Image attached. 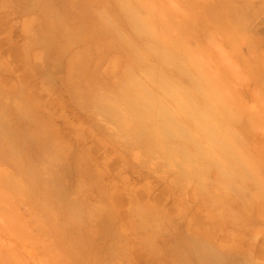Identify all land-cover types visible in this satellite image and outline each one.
Here are the masks:
<instances>
[{"label": "rangeland", "instance_id": "1", "mask_svg": "<svg viewBox=\"0 0 264 264\" xmlns=\"http://www.w3.org/2000/svg\"><path fill=\"white\" fill-rule=\"evenodd\" d=\"M122 1L0 0V264H264V0Z\"/></svg>", "mask_w": 264, "mask_h": 264}, {"label": "bare ground", "instance_id": "2", "mask_svg": "<svg viewBox=\"0 0 264 264\" xmlns=\"http://www.w3.org/2000/svg\"><path fill=\"white\" fill-rule=\"evenodd\" d=\"M127 2H129L128 0H126ZM136 1V0H135ZM142 1V0H141ZM146 1V0H145ZM122 2H125L122 1ZM121 2V6L124 4H122ZM140 2V0H139ZM135 5H136V2H134ZM143 3V2H141ZM120 4V3H119ZM126 4V3H125ZM124 4V5H125ZM137 6V5H136ZM123 7H126L123 6ZM128 7V6H127ZM126 7V8H127ZM132 7V5H131ZM131 7L129 8V12L132 11V12H136L135 8H132L131 10ZM139 8V6H137ZM143 7H145L143 5ZM125 9V8H124ZM134 9V10H133ZM145 9H147L148 11V15L151 16L152 14V10H151V6H146ZM142 11V10H141ZM143 12V11H142ZM135 14V13H133ZM143 16V15H142ZM147 17V15H146ZM145 17V18H146ZM148 18H146V20H148ZM145 20V21H146ZM144 21V22H145ZM149 22V21H148ZM146 23V22H145ZM149 24V23H148ZM147 24V26H148ZM169 29V28H168ZM169 34L171 35V30L169 29L168 30ZM172 42L175 44L174 48L176 49V51L186 60H188L187 62L189 63L188 64V68L192 69L193 70V75H194V79H193V82H194V87H195V91H199L201 94H203L204 96V103H205V106L206 104H208V107L210 106V108H214L216 107V105H218L219 103L220 104H225L223 103L221 100H219L217 94L218 92L216 93V85L215 87H213L214 84H212V82L210 81L211 79H208V77H205V75L201 72V68H200V63H199V60H198V56L196 57V54H190L187 52L186 49H184V46L179 43L177 40H172ZM178 43V44H177ZM143 47L145 48L144 44H143ZM142 48V47H141ZM148 52V50H147ZM184 53V54H183ZM163 60V59H162ZM190 75V74H189ZM193 77V76H192ZM150 78V77H149ZM197 87V88H196ZM163 90V88H162ZM115 93L117 95V99L118 101H121L124 103V105L128 108H126L128 110V112H130V115H132V118L131 119L130 117H128L129 115H126L128 118H130L133 123L135 122V125H136V129H140V131L142 130L144 133H145V137H148L149 140H153V138L157 141V143H159L160 145L163 144L165 146V140H166V137L169 136V134H171V130L169 129V126L166 124L165 122V112L164 110H162L158 104L156 103H153L149 98H148V93L145 92L143 90V88H140V85H137L135 83V80L131 77V76H126L124 82L122 83H119L116 90H115ZM164 93V92H163ZM165 95V94H164ZM172 96H170L171 98ZM185 97L183 96L182 93H180L179 95H176V97H172V101H174V103L176 104V108L177 109H181V106L183 103H186L188 104V106L194 108L195 110H198V106H196V104H194L193 102H190L188 99H184ZM188 100V101H187ZM136 101L139 102V104L136 103ZM219 102V103H218ZM135 104V106H134ZM142 108V109H141ZM140 109V110H139ZM126 112V111H125ZM124 119V118H123ZM126 119V118H125ZM120 120V119H119ZM130 120V121H131ZM118 121V120H117ZM121 121V120H120ZM126 120H124L125 122ZM129 121V120H128ZM127 121V123H128ZM129 121V122H130ZM122 122H119L121 123L122 125ZM126 123V124H127ZM44 125V124H43ZM125 125V124H124ZM134 125V124H133ZM134 125V126H135ZM127 126V125H126ZM129 126V125H128ZM45 127V126H44ZM47 127V126H46ZM130 127V126H129ZM134 129V127H132ZM179 136L177 135L176 138H178ZM152 138V139H150ZM180 139V138H179ZM148 140V139H147ZM154 141V140H153ZM164 141V142H163ZM149 142V141H148ZM162 142V143H161ZM151 143V142H150ZM167 143V142H166ZM182 143V141L180 142ZM162 145V146H163ZM170 145V144H169ZM168 146V145H167ZM161 147V146H159ZM171 147V145H170ZM170 147H165V148H170ZM174 147V150L175 152H182L183 151V148L182 147H175V145L173 146ZM158 148V147H157ZM164 148V147H163ZM196 147H195V151H196ZM198 151V150H197ZM196 151V152H197ZM164 153V150L161 151ZM170 152V151H169ZM194 152V151H193ZM172 153V152H171ZM174 153V152H173ZM198 153V152H197ZM213 153V152H211ZM211 153H208L207 156H209L210 158H212V154ZM170 154V153H168ZM167 153H165V155H168ZM194 155V154H192ZM184 156V155H183ZM198 156V155H196ZM177 157V156H176ZM214 157V156H213ZM185 158H187L185 156ZM195 158V156L193 157ZM197 160V159H196ZM185 161V160H184ZM190 161V160H189ZM193 162H195L193 160ZM198 162V161H197ZM186 163V162H185ZM190 163V162H189ZM188 163V164H189ZM201 163V162H200ZM193 165H196L197 163L195 162L192 163ZM208 164V163H207ZM187 165V164H186ZM185 165V167H186ZM192 165V166H193ZM199 165V164H198ZM192 166H188L189 168H191ZM196 167V166H195ZM188 169V168H187ZM194 170V168H192ZM198 169V168H197ZM186 170V168H185ZM191 170V169H190ZM192 170V172H193ZM195 247V246H194ZM196 251V250H195ZM209 251V250H208ZM207 251V252H208ZM211 251V250H210ZM203 252V253H202ZM202 254L204 255V250L202 249ZM198 254V253H197ZM208 254V253H207ZM206 259V258H205ZM223 263V262H222ZM234 264V263H233Z\"/></svg>", "mask_w": 264, "mask_h": 264}]
</instances>
